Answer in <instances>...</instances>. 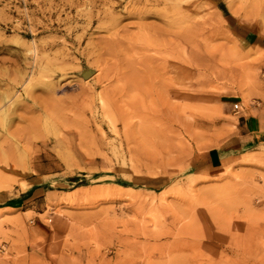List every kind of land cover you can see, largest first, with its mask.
I'll use <instances>...</instances> for the list:
<instances>
[{
	"label": "rangeland",
	"instance_id": "1",
	"mask_svg": "<svg viewBox=\"0 0 264 264\" xmlns=\"http://www.w3.org/2000/svg\"><path fill=\"white\" fill-rule=\"evenodd\" d=\"M262 107L264 0H0V264H264Z\"/></svg>",
	"mask_w": 264,
	"mask_h": 264
},
{
	"label": "crops",
	"instance_id": "2",
	"mask_svg": "<svg viewBox=\"0 0 264 264\" xmlns=\"http://www.w3.org/2000/svg\"><path fill=\"white\" fill-rule=\"evenodd\" d=\"M264 143V108L260 110V114L253 115L245 118L242 124H240V135L232 144L234 152L231 147L227 149L220 150L219 148L212 149L206 156L207 164L212 168L221 166L224 158H230L235 155V152L250 151L257 148L259 145ZM12 204V208L18 207L20 204V199L11 198H0V204ZM0 207L1 209L9 208Z\"/></svg>",
	"mask_w": 264,
	"mask_h": 264
},
{
	"label": "built area",
	"instance_id": "3",
	"mask_svg": "<svg viewBox=\"0 0 264 264\" xmlns=\"http://www.w3.org/2000/svg\"><path fill=\"white\" fill-rule=\"evenodd\" d=\"M234 109H235L236 112H240L241 109H242L241 104H240V103H236V104L234 105Z\"/></svg>",
	"mask_w": 264,
	"mask_h": 264
},
{
	"label": "bare ground",
	"instance_id": "4",
	"mask_svg": "<svg viewBox=\"0 0 264 264\" xmlns=\"http://www.w3.org/2000/svg\"><path fill=\"white\" fill-rule=\"evenodd\" d=\"M174 40H175V39H174ZM171 42H173V40H172ZM5 113H6V112H5V110H4V112L2 113V115L5 114ZM0 117H1V116H0Z\"/></svg>",
	"mask_w": 264,
	"mask_h": 264
}]
</instances>
